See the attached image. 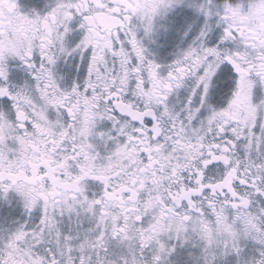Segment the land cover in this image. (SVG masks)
<instances>
[{"label":"snow or ice","instance_id":"6c2138e0","mask_svg":"<svg viewBox=\"0 0 264 264\" xmlns=\"http://www.w3.org/2000/svg\"><path fill=\"white\" fill-rule=\"evenodd\" d=\"M0 264H264V0H0Z\"/></svg>","mask_w":264,"mask_h":264}]
</instances>
